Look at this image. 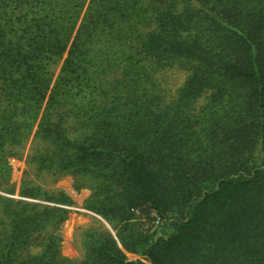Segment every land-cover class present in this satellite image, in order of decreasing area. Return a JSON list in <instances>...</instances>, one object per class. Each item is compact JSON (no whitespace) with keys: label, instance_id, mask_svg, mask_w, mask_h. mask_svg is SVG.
<instances>
[{"label":"trees","instance_id":"1","mask_svg":"<svg viewBox=\"0 0 264 264\" xmlns=\"http://www.w3.org/2000/svg\"><path fill=\"white\" fill-rule=\"evenodd\" d=\"M63 176L117 234L79 260ZM126 252L264 264V0H0V264H148Z\"/></svg>","mask_w":264,"mask_h":264},{"label":"rangeland","instance_id":"2","mask_svg":"<svg viewBox=\"0 0 264 264\" xmlns=\"http://www.w3.org/2000/svg\"><path fill=\"white\" fill-rule=\"evenodd\" d=\"M56 71L57 72L55 73L54 79L58 74L59 67L57 68ZM187 75H188V70L182 66H174L163 70L160 74L157 75V78L159 79V85L156 88L157 90L156 92H160L158 91V89H163L165 94L167 95V99L164 100L169 101L176 93V88L185 81ZM156 103L159 104L161 103V101L159 102L157 99ZM161 105H163V103ZM30 143L31 141L29 140L28 143L26 144V148L24 150L22 159H16L14 162L15 164L14 176L16 177L17 180V187L19 186L20 179L23 175V171L26 168L25 157L28 148L30 146ZM73 181H74L73 177L63 176L54 183L48 182L46 186L48 188L57 187L65 190L69 195H71V197L75 201L73 205L69 206L73 211L72 215L63 222L62 228L59 231V233L62 236L60 253L61 255L67 258H71L73 260L75 259L79 260L84 252L80 242V233L82 232L83 227H88L91 225L103 226L106 227L115 237H117V234H116V230L112 227V224L108 219H106L101 214L95 212L94 210L83 206V202L86 196L90 194V190L83 188L81 191H77L73 186L74 185ZM13 195L18 196L17 193ZM143 220L146 221L144 227L148 228L150 226L149 221L147 219H143ZM159 222H160L159 218H156L153 222V226L151 230L157 228ZM126 253L132 259L142 258L145 262L151 264L150 261H148L146 258H143L140 255L131 252H126Z\"/></svg>","mask_w":264,"mask_h":264}]
</instances>
